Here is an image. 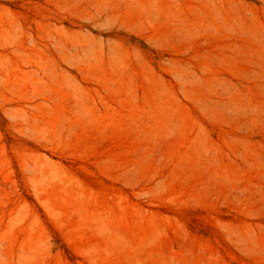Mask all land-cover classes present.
Returning <instances> with one entry per match:
<instances>
[{
    "label": "rangeland",
    "instance_id": "1",
    "mask_svg": "<svg viewBox=\"0 0 264 264\" xmlns=\"http://www.w3.org/2000/svg\"><path fill=\"white\" fill-rule=\"evenodd\" d=\"M0 264H264V0H0Z\"/></svg>",
    "mask_w": 264,
    "mask_h": 264
}]
</instances>
